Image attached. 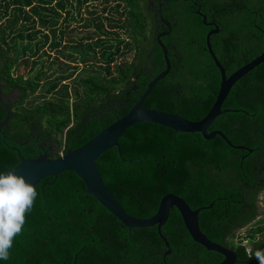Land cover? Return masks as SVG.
Listing matches in <instances>:
<instances>
[{"label": "trees", "instance_id": "obj_1", "mask_svg": "<svg viewBox=\"0 0 264 264\" xmlns=\"http://www.w3.org/2000/svg\"><path fill=\"white\" fill-rule=\"evenodd\" d=\"M172 1L177 17L168 40L176 42L175 48L161 39L170 69L142 108L196 122L215 101L220 73L205 50L210 28L195 15L191 1ZM213 7L221 12L217 1ZM255 11L241 7L214 17L218 33L210 43L226 77L264 51V11L257 2ZM152 22L147 0H0V92L16 94L0 131V174L19 163L13 147L24 159L39 155L32 136L54 147L52 158H57L126 115L165 69ZM221 110L227 112L207 132L219 131L231 145L251 152L233 149L219 136L205 140L199 133H175L143 122L118 140L121 157L111 148L97 159L96 168L127 215L152 217L160 199L173 194L191 210L201 209L199 229L233 250L236 264H259L248 250H264V197L259 200L264 190V63L233 84ZM6 113L0 103V122ZM35 189L22 232L0 264L223 260L192 241L176 209L160 229L170 250L164 256L167 248L156 226L126 228L86 193L74 173L44 179Z\"/></svg>", "mask_w": 264, "mask_h": 264}, {"label": "water", "instance_id": "obj_2", "mask_svg": "<svg viewBox=\"0 0 264 264\" xmlns=\"http://www.w3.org/2000/svg\"><path fill=\"white\" fill-rule=\"evenodd\" d=\"M202 18L203 23L205 24L206 18ZM217 32L218 30L214 28L207 33L206 45L209 55L220 73L219 90L210 110L201 120L193 122L177 114L142 108V104L152 88L159 80L163 79L168 74L170 69L169 60L167 58V49L160 40H158L157 43L162 51L165 69L148 83L146 90L139 96L137 102L131 107L126 115L101 130L95 137L88 140L79 148L75 150L67 149L64 154L57 158H52V155L48 153L50 148L40 147L41 154L32 159H24L20 156L17 148H12V150L18 155L19 163L0 175L8 172H15L16 175L23 176L28 183L35 187L44 179H56L64 172H72L82 181L86 193L94 198L100 206H102L126 228L143 229L156 226L157 232L167 248L164 256L169 255L170 250L166 239L160 233V229L166 223L169 212L176 209L193 242L199 244L207 251L222 256L223 260L219 264H236L237 259L233 250L224 248L210 241L199 229L198 214L201 209L191 210L183 199L173 194H167L160 199L157 211L152 217L146 219L131 217L125 213L116 198L105 187L103 179L96 168L97 159L111 148H116L118 155L121 157L118 140L128 128L143 122L168 128L175 133H199L205 140H211L215 136H219L233 149L248 150L243 146L231 145V143L219 131L208 133L207 130L216 117L227 112L222 111L221 107L233 84L249 71L264 63V51L248 64L233 72L229 77H226L225 70L216 59L210 45V36ZM135 89L136 87H133V90ZM10 108L11 107L8 108L3 121L0 122V131L6 126L11 117ZM26 143L27 142L18 144V146H23ZM248 151L251 152V150ZM52 183L53 181L49 184ZM211 206L212 204H210L208 208H211Z\"/></svg>", "mask_w": 264, "mask_h": 264}, {"label": "flooded vegetation", "instance_id": "obj_3", "mask_svg": "<svg viewBox=\"0 0 264 264\" xmlns=\"http://www.w3.org/2000/svg\"><path fill=\"white\" fill-rule=\"evenodd\" d=\"M189 1H191V3H192L191 5L193 8V11L195 12V15L197 17L201 18L202 24L206 28H210L209 31L213 30L214 28H216V29L218 28L217 24L215 22L216 20L214 17H221V16H224L226 13L233 14V12H237L241 7H244V9L248 10L251 14L255 15L256 14L255 5L257 2V3H259V5H261L263 7V11H264V0H188V2ZM216 1L219 3V6L221 8V12H217L215 10V8L213 7L214 2H216ZM240 4H241V6H240ZM246 4L248 7L246 6ZM172 5H173L172 0H147V9H148L150 17L153 21L152 22L153 23L152 24L153 25L152 26V35L154 36V39H155L154 40L155 46L157 48H159L160 51H161V49L157 43L158 40H160V42L167 49L166 45L161 41V39L167 40L166 44L168 45V47L170 49L175 48L176 42L168 40L171 37H173V27H175V25H176L174 23L175 22L174 17H177L173 13ZM194 8H196L197 10H194ZM202 17L206 18L205 24L203 23ZM209 31H207V33ZM207 33H206V35H207ZM210 45H211V43H210ZM211 49H212V46H211ZM205 50L209 55L207 45H206V36H205ZM212 51H213V49H212ZM167 52H168V50H167ZM161 53H162V51H161ZM213 64H214V62H213ZM0 90H1V88H0ZM12 94H15V91H11V92H8L5 94H2L0 92V103L6 110H8V108L12 106V103L14 100L11 98ZM10 110H11V108H10ZM31 138L34 139V143L37 145V149L39 151V154H41L40 147H43V148H50V151H48V153L51 154L52 156L54 155V153H55L54 147L46 144L44 141H41L37 135L32 136ZM263 164H264V161H263ZM263 170H264V167H263ZM263 197H264V190L259 195V200H261ZM194 264H196V263H194Z\"/></svg>", "mask_w": 264, "mask_h": 264}, {"label": "clouds", "instance_id": "obj_4", "mask_svg": "<svg viewBox=\"0 0 264 264\" xmlns=\"http://www.w3.org/2000/svg\"><path fill=\"white\" fill-rule=\"evenodd\" d=\"M37 196L35 187L15 172L0 175V260L9 258L13 240L22 232L25 217L31 211ZM247 243V242H246ZM259 264H264V250L254 253Z\"/></svg>", "mask_w": 264, "mask_h": 264}, {"label": "rangeland", "instance_id": "obj_5", "mask_svg": "<svg viewBox=\"0 0 264 264\" xmlns=\"http://www.w3.org/2000/svg\"><path fill=\"white\" fill-rule=\"evenodd\" d=\"M49 52H51V51H49ZM52 55H53V54H52ZM11 98H12V99H15V98H16V94H12V95H11Z\"/></svg>", "mask_w": 264, "mask_h": 264}]
</instances>
